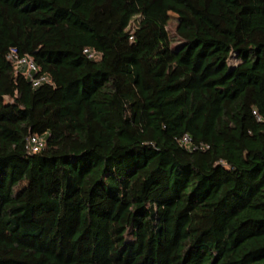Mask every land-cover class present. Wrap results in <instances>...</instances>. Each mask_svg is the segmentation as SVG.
<instances>
[{
    "label": "trees",
    "instance_id": "obj_1",
    "mask_svg": "<svg viewBox=\"0 0 264 264\" xmlns=\"http://www.w3.org/2000/svg\"><path fill=\"white\" fill-rule=\"evenodd\" d=\"M0 264H264V0H0Z\"/></svg>",
    "mask_w": 264,
    "mask_h": 264
},
{
    "label": "built area",
    "instance_id": "obj_2",
    "mask_svg": "<svg viewBox=\"0 0 264 264\" xmlns=\"http://www.w3.org/2000/svg\"><path fill=\"white\" fill-rule=\"evenodd\" d=\"M85 51L90 52V56H92V57L95 56V52H92L89 49H85ZM8 58L10 60H13L14 64L18 68L25 66L27 69L28 76L31 77V80L33 79L35 85H37L43 79V78L34 79L33 75L31 74L37 68H36V65L34 64L33 60L30 57H28V56L19 57L17 55V53L15 52V50H12L10 52V54L8 55ZM28 141H29L28 142V148L32 152L39 151L45 145L43 142V139L39 136H36V135H32Z\"/></svg>",
    "mask_w": 264,
    "mask_h": 264
},
{
    "label": "rangeland",
    "instance_id": "obj_3",
    "mask_svg": "<svg viewBox=\"0 0 264 264\" xmlns=\"http://www.w3.org/2000/svg\"><path fill=\"white\" fill-rule=\"evenodd\" d=\"M177 22H178L177 15L174 13H171V21H170L167 29H168L169 35L172 38L174 44L179 42V38L177 37V32H176ZM133 26H134V23H132L131 27H133ZM238 62H239V60H237L234 56L230 59L231 65H234Z\"/></svg>",
    "mask_w": 264,
    "mask_h": 264
}]
</instances>
